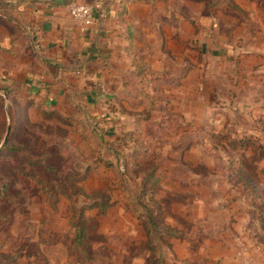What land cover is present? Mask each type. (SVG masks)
<instances>
[{"label":"rangeland","instance_id":"1","mask_svg":"<svg viewBox=\"0 0 264 264\" xmlns=\"http://www.w3.org/2000/svg\"><path fill=\"white\" fill-rule=\"evenodd\" d=\"M119 8L71 76L5 55L0 264H264V0Z\"/></svg>","mask_w":264,"mask_h":264},{"label":"crops","instance_id":"2","mask_svg":"<svg viewBox=\"0 0 264 264\" xmlns=\"http://www.w3.org/2000/svg\"><path fill=\"white\" fill-rule=\"evenodd\" d=\"M131 1L135 0H0V69L8 59L5 55L12 51L15 70L26 64L30 70L40 67L41 76L57 79L60 73L73 75L72 64L84 53L91 37L117 17L120 6ZM4 3L11 5V14L3 11ZM72 3L98 6L102 13H97L91 26L79 24L69 12Z\"/></svg>","mask_w":264,"mask_h":264},{"label":"built area","instance_id":"3","mask_svg":"<svg viewBox=\"0 0 264 264\" xmlns=\"http://www.w3.org/2000/svg\"><path fill=\"white\" fill-rule=\"evenodd\" d=\"M69 12L76 22L86 26L93 25L97 15L95 6L83 3L70 4Z\"/></svg>","mask_w":264,"mask_h":264},{"label":"trees","instance_id":"4","mask_svg":"<svg viewBox=\"0 0 264 264\" xmlns=\"http://www.w3.org/2000/svg\"><path fill=\"white\" fill-rule=\"evenodd\" d=\"M96 11H97V13H102V9L100 8V7H98V6H96ZM171 235H174V233L173 232H171ZM82 236V231L80 232V237Z\"/></svg>","mask_w":264,"mask_h":264},{"label":"water","instance_id":"5","mask_svg":"<svg viewBox=\"0 0 264 264\" xmlns=\"http://www.w3.org/2000/svg\"><path fill=\"white\" fill-rule=\"evenodd\" d=\"M9 132H10V127H9V129H8V131H7V133H6V136H5L4 140H3V143L6 142V140H7V138H8V135H9ZM3 143H2V144H3Z\"/></svg>","mask_w":264,"mask_h":264}]
</instances>
